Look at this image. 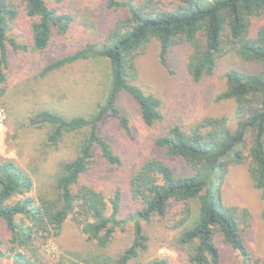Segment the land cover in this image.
Segmentation results:
<instances>
[{
    "label": "trees",
    "instance_id": "trees-1",
    "mask_svg": "<svg viewBox=\"0 0 264 264\" xmlns=\"http://www.w3.org/2000/svg\"><path fill=\"white\" fill-rule=\"evenodd\" d=\"M119 4L125 12L103 38L40 67L38 76L44 77L65 64L103 57L109 63L110 83L105 100L89 116L41 109L28 119L35 127L51 126L45 152L65 136L83 133L76 152L60 159L45 181L37 183L14 158L0 154V221L10 232L8 240L0 238V258L12 257L14 264H50L43 246L67 223L84 235L85 246L94 254H105L115 231L131 218L130 244L114 258L95 264H170L169 256L145 255L153 237L144 225L154 219L161 227L154 241L174 250L182 264H240L238 256L243 264H257L244 239L250 213L223 203L221 183L228 165L248 159L264 224V24L252 21L264 14V0H107L109 8ZM74 19L66 0H0V95L10 51L20 58L31 50L44 51ZM151 39L157 40L159 63L168 71L171 49L189 47L186 73L197 86L213 76L228 55L258 65L252 70L230 66L215 94L216 101L233 100V127L224 114L175 119L158 95L139 85L136 59ZM123 93L133 99L148 130L147 143L161 156L127 159L101 132L102 122L112 115L131 133L130 119L119 107ZM247 134L250 146L245 153ZM177 158L190 174L174 169L171 160ZM103 183L112 189L109 196L99 186Z\"/></svg>",
    "mask_w": 264,
    "mask_h": 264
},
{
    "label": "rangeland",
    "instance_id": "rangeland-1",
    "mask_svg": "<svg viewBox=\"0 0 264 264\" xmlns=\"http://www.w3.org/2000/svg\"><path fill=\"white\" fill-rule=\"evenodd\" d=\"M120 3L122 0H116ZM75 13L69 30L57 35L44 51L31 50L20 58L18 52L10 51L9 67L4 91L0 95V154L14 158L18 165L33 175L37 183L45 181L47 174L55 170L56 163L71 157L77 150L83 133L65 136L59 145L45 152L46 135L51 128L46 124L35 127L28 119L41 109L64 116L92 114L96 105L105 100L110 83V69L106 58L94 57L65 64L44 77H39L40 67L47 61L82 47L87 41L103 38L114 20L125 12L123 6H107V0H66ZM253 23L264 24V14L254 15ZM189 47L174 46L169 53L171 71L163 68L158 60V42L151 39L136 59L138 83L148 92L163 100L167 114L175 119L188 121L204 115H226L228 125L234 126L233 100L216 101L215 94L223 87L224 74L230 66L242 70L258 68L233 54L223 59L215 74L201 85L193 84L186 73ZM119 107L130 119L131 133L127 134L116 116L108 115L100 128L115 152L129 158L143 155L161 156L155 147L147 143L148 130L143 126L136 105L129 94L120 96ZM66 114V115H65ZM245 153L250 146V134L244 140ZM179 174L188 175L190 169L181 158L171 160ZM221 183L222 201L226 206L246 208L250 213L249 227L244 232L245 246L264 264V224L260 218L262 201L260 191L253 187L248 172V159L239 164L228 165ZM107 196L109 184H100ZM104 186V187H103ZM154 223V224H153ZM133 219H127L124 229L116 230L105 254H94L85 246V237L67 223L60 235L50 239L43 251L50 264H95L104 258H114L117 252L132 241ZM153 237L147 255L155 253L169 256L170 264H182L174 250L162 247L155 235L161 227L153 220L144 225ZM10 232L0 221V238L8 240ZM240 264L241 263L240 256ZM0 264H14L12 257L0 258Z\"/></svg>",
    "mask_w": 264,
    "mask_h": 264
}]
</instances>
